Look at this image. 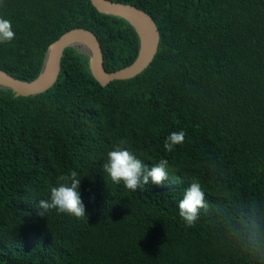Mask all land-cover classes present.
<instances>
[{
  "label": "trees",
  "instance_id": "1",
  "mask_svg": "<svg viewBox=\"0 0 264 264\" xmlns=\"http://www.w3.org/2000/svg\"><path fill=\"white\" fill-rule=\"evenodd\" d=\"M155 20L159 50L129 80L103 87L90 59L67 48L49 91L0 88V264H264V0H110ZM15 33L0 70L31 82L50 46L78 28L95 33L112 73L132 65L141 38L91 0H0ZM182 144L165 151L171 132ZM121 140L162 185L131 191L103 172ZM76 172L86 215L50 209L58 178ZM201 183L207 209L191 227L178 203Z\"/></svg>",
  "mask_w": 264,
  "mask_h": 264
},
{
  "label": "clouds",
  "instance_id": "2",
  "mask_svg": "<svg viewBox=\"0 0 264 264\" xmlns=\"http://www.w3.org/2000/svg\"><path fill=\"white\" fill-rule=\"evenodd\" d=\"M14 36L11 22L0 18V43L10 42ZM185 135L183 130L169 133L163 143L165 151L171 152L174 146L182 144ZM126 145L127 141L121 140L107 152L106 162L102 165L104 174L114 184L122 183L126 189L133 192L145 188L149 181L162 185L169 174L168 160L160 159L147 170L142 160L133 155ZM81 180L76 172L59 177L57 185L50 189L48 199L39 200V214L45 215L50 209H56L76 218L84 217L86 210L80 195ZM202 208L207 209L205 192L200 182L193 181L184 190L183 198L178 203L179 215L186 225L191 227L198 220Z\"/></svg>",
  "mask_w": 264,
  "mask_h": 264
},
{
  "label": "water",
  "instance_id": "3",
  "mask_svg": "<svg viewBox=\"0 0 264 264\" xmlns=\"http://www.w3.org/2000/svg\"><path fill=\"white\" fill-rule=\"evenodd\" d=\"M101 13L124 18L136 29L141 38V49L136 61L121 70L108 73L105 68L104 51L98 36L87 29H73L63 34L49 48L41 74L27 82L0 70V88L14 91L16 96H33L49 91L57 83L62 68V59L67 48L80 50L78 43L85 42L89 50L90 68L95 79L106 87L116 80H129L143 73L153 62L159 50L160 32L153 17L146 11L130 4L110 0H91ZM136 24L145 30L143 37Z\"/></svg>",
  "mask_w": 264,
  "mask_h": 264
},
{
  "label": "bare ground",
  "instance_id": "4",
  "mask_svg": "<svg viewBox=\"0 0 264 264\" xmlns=\"http://www.w3.org/2000/svg\"><path fill=\"white\" fill-rule=\"evenodd\" d=\"M136 25H137L139 31L141 32V35L143 37H145L146 36L145 30L140 26V24H136ZM78 47H85V48H87V44L85 42H80V43H78Z\"/></svg>",
  "mask_w": 264,
  "mask_h": 264
},
{
  "label": "rangeland",
  "instance_id": "5",
  "mask_svg": "<svg viewBox=\"0 0 264 264\" xmlns=\"http://www.w3.org/2000/svg\"><path fill=\"white\" fill-rule=\"evenodd\" d=\"M80 48V51L85 53V54H89V50L86 49L85 47H79Z\"/></svg>",
  "mask_w": 264,
  "mask_h": 264
}]
</instances>
